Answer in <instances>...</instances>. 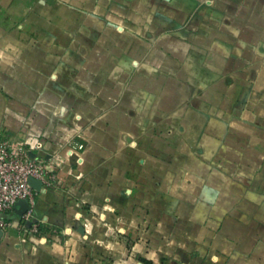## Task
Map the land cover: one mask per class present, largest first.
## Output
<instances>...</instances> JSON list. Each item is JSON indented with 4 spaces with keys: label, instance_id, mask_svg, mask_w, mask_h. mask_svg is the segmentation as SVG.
I'll return each instance as SVG.
<instances>
[{
    "label": "crops",
    "instance_id": "crops-1",
    "mask_svg": "<svg viewBox=\"0 0 264 264\" xmlns=\"http://www.w3.org/2000/svg\"><path fill=\"white\" fill-rule=\"evenodd\" d=\"M0 131L60 167L0 264H264V0H0Z\"/></svg>",
    "mask_w": 264,
    "mask_h": 264
},
{
    "label": "built area",
    "instance_id": "built-area-1",
    "mask_svg": "<svg viewBox=\"0 0 264 264\" xmlns=\"http://www.w3.org/2000/svg\"><path fill=\"white\" fill-rule=\"evenodd\" d=\"M85 145L75 141L72 151L79 152ZM36 151L35 155H32ZM60 167L47 161L43 149L32 140H26L22 145H15L9 135L0 131V228L3 235L15 225L27 237L31 232L42 234L43 228L39 222L32 220L31 212L35 205L37 189L30 178H36L43 184L41 189H49L59 185ZM60 171V170H59ZM21 200H28L31 208L24 213L16 223L5 217L13 211ZM32 222L28 227V223Z\"/></svg>",
    "mask_w": 264,
    "mask_h": 264
},
{
    "label": "water",
    "instance_id": "water-1",
    "mask_svg": "<svg viewBox=\"0 0 264 264\" xmlns=\"http://www.w3.org/2000/svg\"><path fill=\"white\" fill-rule=\"evenodd\" d=\"M32 155H34V154L32 153ZM30 183L37 190H40L42 188V186H43V184H42V182L40 180H38L36 178H33V177L30 178ZM18 205H21L22 208H23V210L19 211V213H20L21 216L24 213H26L28 210H30V208H31L28 200H21L18 203ZM28 224L31 225L32 222H29ZM2 236H3V230L0 228V239L2 238Z\"/></svg>",
    "mask_w": 264,
    "mask_h": 264
}]
</instances>
